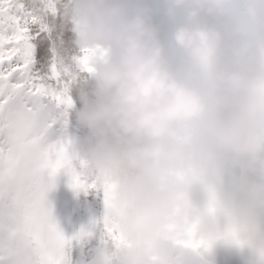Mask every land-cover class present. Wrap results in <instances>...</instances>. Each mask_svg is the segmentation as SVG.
<instances>
[{
	"label": "clouds",
	"instance_id": "clouds-1",
	"mask_svg": "<svg viewBox=\"0 0 264 264\" xmlns=\"http://www.w3.org/2000/svg\"><path fill=\"white\" fill-rule=\"evenodd\" d=\"M178 21L169 54L147 0H60L92 72L75 154L97 189H112L118 264H174L202 221L190 177L219 149L264 148V0H165ZM105 249L92 264H111Z\"/></svg>",
	"mask_w": 264,
	"mask_h": 264
},
{
	"label": "snow or ice",
	"instance_id": "snow-or-ice-1",
	"mask_svg": "<svg viewBox=\"0 0 264 264\" xmlns=\"http://www.w3.org/2000/svg\"><path fill=\"white\" fill-rule=\"evenodd\" d=\"M59 2L40 0V9H30L23 0H0V264H69L66 250L72 241L91 235L81 231L66 238L47 199L61 172L70 175L76 189L96 188L87 173L77 171V165L83 169L87 165L75 154L72 141L58 137L55 129L62 121L66 125L73 107L71 85L81 73L92 72L91 58L102 51L78 50L67 63L55 56L43 76L33 70L34 38L49 30L44 17L56 15ZM45 55L42 45L41 61ZM199 176H191L190 183ZM103 193L106 249L111 264H118L123 248L120 218L112 189L105 187ZM222 215L229 216L212 192L200 226L182 242V249L207 251L221 236L241 246L250 243L230 216L221 232Z\"/></svg>",
	"mask_w": 264,
	"mask_h": 264
},
{
	"label": "rangeland",
	"instance_id": "rangeland-1",
	"mask_svg": "<svg viewBox=\"0 0 264 264\" xmlns=\"http://www.w3.org/2000/svg\"><path fill=\"white\" fill-rule=\"evenodd\" d=\"M238 1L243 15L248 0ZM35 2L34 6L38 4L37 0ZM148 4L154 8L153 20L160 29L161 40L169 54L174 57L175 63L179 65L174 41L178 21L167 15L165 0H152ZM70 33L72 36L67 40H71L69 43L73 44V47L66 45V42L64 45L56 44L53 54L66 63L70 62L71 55L79 50L74 44L73 31ZM36 41L35 36L33 42L39 56ZM69 48L74 52L70 53ZM38 56L33 70L42 76L41 70L37 69L43 65ZM89 80V74L81 73L70 87L73 107L69 114L72 116H78V112L83 108L80 93L82 89L87 88ZM69 120L66 118V125L62 121L55 132L58 137L74 136L77 142H72L73 148L79 149L86 142L88 133L83 127L77 130V126L80 127L79 121L70 123ZM77 171L87 173V169L80 168L79 165ZM212 192L250 243L241 246L221 236L207 251L178 250L174 264H264V148L255 153L244 154L228 149L217 150L210 158L208 168L190 185L188 196L191 206L203 212L208 206ZM47 199L54 218L66 238L71 239L81 231L91 233L83 240L72 241V246L66 250L69 264H92L101 251L106 249L104 218L107 209L103 190L76 189L72 186L70 175L61 172L56 179V186L48 193ZM229 216L219 217L221 232L226 229Z\"/></svg>",
	"mask_w": 264,
	"mask_h": 264
},
{
	"label": "trees",
	"instance_id": "trees-1",
	"mask_svg": "<svg viewBox=\"0 0 264 264\" xmlns=\"http://www.w3.org/2000/svg\"><path fill=\"white\" fill-rule=\"evenodd\" d=\"M23 2L25 3V6L30 9H40L42 7L40 0H37L38 4H36V6H34V3H36L35 0H23ZM44 22L47 24L49 30L47 32L40 33L39 35L36 36L37 37L36 46L38 49L37 51L38 54L40 53V49L42 45L44 46L45 52H46L45 59L43 60L44 62L41 61V64L43 65H40V67L37 68L38 70H41L42 76L47 74V70H50L49 67H51L52 61L54 60V57H55V55L53 54H54V48L56 44L61 43L64 45L66 42V45L73 47L72 46L73 44L69 43L71 40H67L69 39V37L72 36V34L70 33L72 30V26L63 17L62 7H61L60 2H59L57 14L56 15H52V14L45 15ZM69 28H70V31H69ZM35 32H39L38 26L35 28ZM66 118L67 120L70 119L69 120L70 123H78V116L76 115L72 116L71 114H69V112ZM81 128H82L81 126L80 127L77 126V130H80ZM84 131L87 132L86 129H84ZM66 138L70 139L73 143L77 142V140L74 139V136L72 137L67 136Z\"/></svg>",
	"mask_w": 264,
	"mask_h": 264
},
{
	"label": "water",
	"instance_id": "water-1",
	"mask_svg": "<svg viewBox=\"0 0 264 264\" xmlns=\"http://www.w3.org/2000/svg\"><path fill=\"white\" fill-rule=\"evenodd\" d=\"M147 2H151V0H147ZM237 10L241 13V10H240V7H239V3H238V0H237ZM198 179H196L195 181H197Z\"/></svg>",
	"mask_w": 264,
	"mask_h": 264
}]
</instances>
